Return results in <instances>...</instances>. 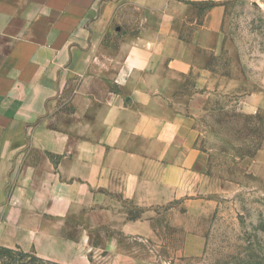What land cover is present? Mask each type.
Segmentation results:
<instances>
[{"label":"crops","instance_id":"0c3cea01","mask_svg":"<svg viewBox=\"0 0 264 264\" xmlns=\"http://www.w3.org/2000/svg\"><path fill=\"white\" fill-rule=\"evenodd\" d=\"M228 1L0 0L1 250L61 264L203 253L221 191L202 119L218 97L241 106L246 85L219 69Z\"/></svg>","mask_w":264,"mask_h":264},{"label":"rangeland","instance_id":"374dc122","mask_svg":"<svg viewBox=\"0 0 264 264\" xmlns=\"http://www.w3.org/2000/svg\"><path fill=\"white\" fill-rule=\"evenodd\" d=\"M224 32L219 69L242 75L246 85L241 106L238 96L218 97L200 127L218 206L204 220L203 253L167 264H264V98L257 112L246 110L252 92L264 95V0H229ZM4 257L8 264H61L19 251Z\"/></svg>","mask_w":264,"mask_h":264},{"label":"trees","instance_id":"16d2710c","mask_svg":"<svg viewBox=\"0 0 264 264\" xmlns=\"http://www.w3.org/2000/svg\"><path fill=\"white\" fill-rule=\"evenodd\" d=\"M16 251H10V250H1L0 249V254H2V255H8V256H11V254H13V253H15ZM22 253V252H21ZM22 254H24V255H26V253H22ZM36 258H38V257H36ZM38 259H40V258H38ZM40 260H43V259H40ZM48 262H51V261H48Z\"/></svg>","mask_w":264,"mask_h":264},{"label":"built area","instance_id":"2783aa9c","mask_svg":"<svg viewBox=\"0 0 264 264\" xmlns=\"http://www.w3.org/2000/svg\"><path fill=\"white\" fill-rule=\"evenodd\" d=\"M0 264H8L4 255L0 254Z\"/></svg>","mask_w":264,"mask_h":264}]
</instances>
